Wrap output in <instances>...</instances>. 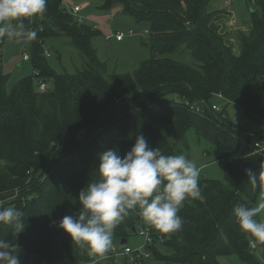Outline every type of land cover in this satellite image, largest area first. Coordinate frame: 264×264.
<instances>
[{"label":"trees","instance_id":"16d2710c","mask_svg":"<svg viewBox=\"0 0 264 264\" xmlns=\"http://www.w3.org/2000/svg\"><path fill=\"white\" fill-rule=\"evenodd\" d=\"M211 1L102 0L103 10L122 7L149 25L152 55L133 74L108 72L90 43L102 31L79 22L62 0H46L42 16L14 21L31 41L35 74L8 90V75L0 65L1 208L17 209L24 227L15 235L14 223H0V239L16 246L21 264L92 261L59 222L78 214L80 191L99 180L98 154L114 149L123 158L143 134L150 148L179 155L188 146L190 129L220 153L225 179L199 180L201 196L185 200L178 213L181 229L163 233L154 228L155 240L147 246L151 256L143 262L153 253L166 264H222L221 256L232 255L245 264H261L256 251L264 252V243L251 246L253 238L241 232L234 208L256 205L259 192L245 169L258 175L264 164V154L255 152L264 133V0H250L255 8L250 28L239 31V53L219 23L221 11L209 9ZM53 36L72 39L83 53L84 68L76 73L52 70L44 42ZM4 41L0 38V48ZM181 49L190 50L198 63L166 56ZM42 80L48 83L45 91L39 88ZM218 95L260 121L263 129L251 133L221 111L204 105L193 112L185 104H212ZM140 225L146 223L130 211L114 235L128 240Z\"/></svg>","mask_w":264,"mask_h":264},{"label":"clouds","instance_id":"9594fccd","mask_svg":"<svg viewBox=\"0 0 264 264\" xmlns=\"http://www.w3.org/2000/svg\"><path fill=\"white\" fill-rule=\"evenodd\" d=\"M46 0H0V36L22 39L23 18L42 16ZM34 36L35 33H32ZM99 180L88 183L80 191L82 208L76 216L66 215L59 227L70 234L75 246L86 249L88 255L103 254L112 246V231L130 211L160 232L181 229L178 215L183 202L199 198L200 169L185 155H164L150 148L143 134L136 137L134 146L123 158L114 149L98 154ZM248 182L259 192L256 205L234 208L235 222L242 233L251 235L250 244L264 243V164L259 174L245 169ZM21 213L12 207L0 208V223H14V234L24 230ZM0 264H21L17 248L0 239Z\"/></svg>","mask_w":264,"mask_h":264},{"label":"rangeland","instance_id":"374dc122","mask_svg":"<svg viewBox=\"0 0 264 264\" xmlns=\"http://www.w3.org/2000/svg\"><path fill=\"white\" fill-rule=\"evenodd\" d=\"M212 0L209 9L211 11H232L235 23L229 26L230 37L232 39L236 53L240 52L239 31L247 30L251 26V11L255 5L250 0ZM67 2L72 5H80L82 10L79 16L84 18V22L89 25L97 26L102 34L96 35L90 39L92 47L96 50L99 59L106 63L110 74L120 73L133 74L144 59L151 57V49L147 44L149 42L150 33L147 32L149 25L146 22H138L136 18L126 13L122 7H116L111 10H103L102 0H62L63 6L67 7ZM229 21L231 14L228 15ZM9 24H14L9 21ZM228 26V27H229ZM109 29L112 33L123 32L126 38L122 41L115 37L107 38ZM147 30V31H146ZM132 31V33H131ZM5 38L3 46L0 48V65L5 74L8 75V90H11L16 83L22 78L35 74L31 61L25 60V54H30L31 41L27 37L22 39H10L6 35L0 36ZM46 50L51 52L47 56L46 62L55 73H76L84 68L85 59L83 53L76 47L70 37L53 36L47 37L44 42ZM169 56L177 61L188 65H196L198 62L194 58L192 52L188 49H181L174 53H168ZM210 102L221 107L224 117L229 120L236 121L251 133H255L263 129L260 121L246 114L238 105L218 96H214ZM188 146L183 150L182 154L192 160L200 169L199 180L204 178L225 179V164L219 159L220 153L216 151L213 145L206 139L200 138L195 129H190L187 135ZM211 151V153H209ZM259 197V196H258ZM192 199V198H191ZM258 200V199H257ZM74 216V215H72ZM264 218V217H262ZM121 238L114 235L112 231V242H114L119 250L125 245L134 249L144 245L145 239L140 234H132L128 237L127 243H122ZM162 242L156 245L160 252ZM150 250V249H149ZM256 256L264 264L263 249L256 251ZM100 258V259H98ZM94 264H147V261H133L130 255L116 254L109 258H103L100 255L91 256ZM222 264H245L237 256H221L219 258ZM49 264V263H44ZM64 264H74L70 260L64 261ZM148 264H166L153 255Z\"/></svg>","mask_w":264,"mask_h":264},{"label":"built area","instance_id":"2783aa9c","mask_svg":"<svg viewBox=\"0 0 264 264\" xmlns=\"http://www.w3.org/2000/svg\"><path fill=\"white\" fill-rule=\"evenodd\" d=\"M226 3L230 4L231 2H230V0H227ZM66 8L70 12V14H72L79 22H84V18L79 16V13L82 10L80 5H72V4L67 2ZM229 12L231 14V19H230L229 23H230V25H232L236 21L233 17L234 16L233 12L230 10H229ZM95 27L97 28V26H95ZM131 33H132V31H131ZM112 37H115L117 40L122 41L126 38V34H124L123 32H118V31L116 33H112L111 31L108 32L107 38L110 39ZM45 55L50 56L51 52L49 50L45 49ZM24 59L30 60V54L26 53L24 56ZM39 88L41 91H45L48 88V83L46 81H43V80L40 81L39 82ZM218 97L222 98V95H218ZM185 104L193 112H201L204 105L208 106V108H211L214 111H220L221 110V107L218 106L217 104H208L205 100L201 101L200 103L199 102L186 101ZM255 152L260 153V154H264V133H263L261 139H259L255 142ZM1 164H2V162L0 161V167H1ZM4 202H5V200L0 199V208L3 206ZM153 229H154V227H152L148 224L139 226L138 234L143 236L145 239V243L142 247L134 249L128 245H125L121 250H119L117 248L116 244L114 242H112L111 248L108 251H106L102 257L108 258V257L116 255V254H124V255H130L132 257L133 261H136V260L143 261L144 259L149 258L151 256V253L147 250V246L151 245L155 240V237L153 236ZM251 246L253 248H256L255 243H254V245L251 244Z\"/></svg>","mask_w":264,"mask_h":264},{"label":"crops","instance_id":"0c3cea01","mask_svg":"<svg viewBox=\"0 0 264 264\" xmlns=\"http://www.w3.org/2000/svg\"><path fill=\"white\" fill-rule=\"evenodd\" d=\"M221 13L223 14V17L221 18V20L219 21V23L221 24V26L223 27V29L226 30V32L228 33V37L231 39V37H230V29H231V27L229 26V22L230 21H229V17H228L229 14L227 15V12L224 13V11H221ZM241 29L244 30L243 28H241ZM110 31L111 30L109 29L108 32H110ZM98 259H100V258H98ZM97 260H95L94 262H96ZM94 262L90 261L88 264H94Z\"/></svg>","mask_w":264,"mask_h":264},{"label":"water","instance_id":"95a60500","mask_svg":"<svg viewBox=\"0 0 264 264\" xmlns=\"http://www.w3.org/2000/svg\"><path fill=\"white\" fill-rule=\"evenodd\" d=\"M34 197H31L30 200H33ZM134 232H136V229H134ZM121 242L124 244V243H127L128 240L127 239H122ZM148 264V263H147Z\"/></svg>","mask_w":264,"mask_h":264}]
</instances>
